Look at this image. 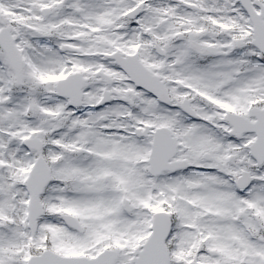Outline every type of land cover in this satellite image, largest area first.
I'll return each instance as SVG.
<instances>
[{"label":"snow or ice","instance_id":"obj_1","mask_svg":"<svg viewBox=\"0 0 264 264\" xmlns=\"http://www.w3.org/2000/svg\"><path fill=\"white\" fill-rule=\"evenodd\" d=\"M0 264H264V0H0Z\"/></svg>","mask_w":264,"mask_h":264}]
</instances>
